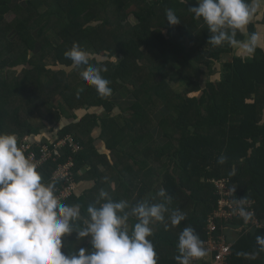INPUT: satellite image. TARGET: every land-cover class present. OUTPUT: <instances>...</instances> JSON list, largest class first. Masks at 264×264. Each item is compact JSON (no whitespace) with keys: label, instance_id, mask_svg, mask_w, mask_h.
Returning a JSON list of instances; mask_svg holds the SVG:
<instances>
[{"label":"trees","instance_id":"obj_1","mask_svg":"<svg viewBox=\"0 0 264 264\" xmlns=\"http://www.w3.org/2000/svg\"><path fill=\"white\" fill-rule=\"evenodd\" d=\"M21 2L0 0V72L7 67V79L0 77L3 104L7 98V109L0 104V132L14 133L19 143L26 135L38 134L43 123L32 124L29 118L47 104V121L59 123L62 113L50 103L55 95H61L72 110L104 108V115L87 112L59 129L54 140L71 134L81 149L72 154L64 148L55 161L38 167L43 181H53L58 164L74 156L75 182L94 179L95 183L63 202L79 205L84 216L109 177L117 176L120 181L111 198L130 203L141 198L159 202L154 195L160 178L161 187L172 198L170 207L183 211L186 220L167 230L164 223L154 224L150 239L158 264H177L179 233L190 226L201 239L206 238V217L218 198L212 179L227 177L236 186L234 198L253 200L262 223L232 241L230 264H264V240L258 241L264 237V49L227 58L232 45L207 44L210 33L206 26L196 36H188V30L194 31L199 23L188 11L198 6L194 0L185 4L181 0ZM130 7L134 9L128 11ZM168 9L179 18L178 24L167 22ZM10 13L14 17L8 20ZM129 13L136 23H129ZM189 16L192 24L185 23ZM263 21L262 17L260 23ZM256 23L253 20L236 39L245 40L256 32ZM177 30L183 31V38L175 36ZM49 31L57 42L49 38ZM186 35L194 55L183 42ZM73 42L90 52L92 63L101 61L107 67L102 75L111 82V96L100 97L79 73L67 72L65 68L72 66L64 53ZM112 55L120 59L117 64L105 59ZM173 62L177 63L174 69ZM212 62H221L219 77L200 85L198 75ZM169 80L185 84V96L171 91ZM77 84L82 86L77 88ZM121 99L131 101L122 108ZM116 107L120 109L117 116L113 114ZM97 128L109 156L99 154L93 144ZM33 149L38 150V145ZM165 156L169 161L164 165L161 158ZM221 156L223 163L218 159ZM83 164L89 168L77 175ZM54 181L58 192L65 182ZM65 241V253L89 246L87 240L77 242L75 234Z\"/></svg>","mask_w":264,"mask_h":264},{"label":"clouds","instance_id":"obj_2","mask_svg":"<svg viewBox=\"0 0 264 264\" xmlns=\"http://www.w3.org/2000/svg\"><path fill=\"white\" fill-rule=\"evenodd\" d=\"M196 4L188 11L206 25L210 33L207 44L218 47L228 43L249 55L257 48L264 49V33L259 31L246 40L236 39L237 33L244 34L254 19L264 15V0H196ZM165 17L170 25L180 22L171 9ZM64 56L100 97L111 96V82L102 75L108 69L101 61L92 63L90 52L78 42H73ZM105 59L112 64L120 60L116 55ZM27 153V146L21 145L14 133L0 132V264H158L150 239L152 226L164 223L167 230L186 220L183 211L170 207L172 198L164 188L156 193L159 202L141 198L135 203L115 201L100 189L82 216L79 205L64 203L57 195L54 180L43 181ZM218 159L223 163V156ZM234 211L245 221L251 219L242 200L236 202ZM72 234L79 243L87 240L89 246L62 251L65 238ZM261 240L264 237H258ZM176 249L177 264H192L207 254L204 241L190 226L179 233Z\"/></svg>","mask_w":264,"mask_h":264},{"label":"built area","instance_id":"obj_3","mask_svg":"<svg viewBox=\"0 0 264 264\" xmlns=\"http://www.w3.org/2000/svg\"><path fill=\"white\" fill-rule=\"evenodd\" d=\"M20 144L27 146V154L38 167L46 162L55 161L64 148H69L72 154H76L81 149L80 143L71 134H66L56 140L42 141V143L26 135L21 139ZM34 145H38V150L33 149ZM74 165V156L71 155L64 163L58 164L52 173V180L65 182L57 192L62 201L71 196L76 189ZM212 182L218 198L215 208L206 217L207 236L202 240L207 254L201 259L193 260L192 264H230L232 241L242 231L262 225L255 214L254 201L244 198L235 199L236 186L231 184L227 177L212 179ZM241 200L245 209L251 214L250 220L245 221L238 212L234 211L236 202ZM229 222L239 224V227L235 229L225 226Z\"/></svg>","mask_w":264,"mask_h":264},{"label":"crops","instance_id":"obj_4","mask_svg":"<svg viewBox=\"0 0 264 264\" xmlns=\"http://www.w3.org/2000/svg\"><path fill=\"white\" fill-rule=\"evenodd\" d=\"M261 18H262V16H260L259 19H254L255 22H259V23H256V31H259V32L263 29V27H262L263 23H260ZM48 35H49V38L53 42L58 41V38L54 34V32L49 31ZM65 69L67 70L68 73L73 72V71L79 73V71H80L79 69H74L72 67L65 68ZM80 86H82V85L77 84L76 87L78 88ZM82 89H83V87H82ZM129 102L126 100H123V99L118 100V103L122 108L126 107L128 105L127 103H129ZM50 103L53 104L54 106H56L58 109H60V112L62 113V117L60 118L59 123H55V124L49 123L45 117H44L45 120L41 119L43 122V127H41L40 132L38 134L31 135L32 139H34L37 142L45 141V140L46 141L53 140V138H55L57 136V132L59 131V129L61 127L69 125V124L74 123V122H77L87 112L96 113L97 115H104V108L103 107H90L89 109L80 108V109L72 110L71 108H69L67 106V104L65 103V101L63 100L61 95H55ZM45 106L49 107L50 104L49 105L47 104ZM113 114L115 116H117L119 114L118 107H116L113 110ZM40 116L41 115L37 114V115L33 116V118H31L29 121L32 124H38L37 121H41V120H39ZM99 134H100V128L95 129L93 132V136H94L93 144H94V146L97 149L99 154L109 156V150L107 149L105 143L103 142V140L98 138ZM122 163L124 164V162H122ZM88 168H89V166L83 164V166L78 170L77 175L83 174L84 171ZM99 169H100V171H103L105 169V167L101 164V165H99ZM110 175H111V171H110ZM94 183H95L94 179H86V180L80 179L78 181L76 180V189L74 192L81 193L84 189H88V188L92 187L94 185ZM119 183H120V181L117 178V176L109 177L107 179V181L104 183L102 189L108 191L109 194H111L112 192L115 191V189L117 188Z\"/></svg>","mask_w":264,"mask_h":264},{"label":"rangeland","instance_id":"obj_5","mask_svg":"<svg viewBox=\"0 0 264 264\" xmlns=\"http://www.w3.org/2000/svg\"><path fill=\"white\" fill-rule=\"evenodd\" d=\"M18 2H21V1H23V0H17ZM22 3V2H21ZM193 3H195L196 4V0H194V2ZM134 9V7H130L129 9H128V11H130V10H133ZM263 18H264V15H261ZM13 17H14V13H10V14H8V15H6V19H8V20H11V19H13ZM188 19H190V20H188V21H185V23H189V24H192V22H191V18H190V16L188 17ZM128 21H129V23H132V24H134V23H136V18L131 14V13H129V17H128ZM206 25H204L203 24V21L202 20H199V23H198V26H197V28H195L194 29V31H189L188 30V32H187V35L189 36V34H194L195 36L197 35V33L198 32H200V31H202L203 29H204V27H205ZM176 27V26H175ZM262 27H263V29L260 31L261 33H264V21H263V25H262ZM199 30V31H198ZM182 33H183V31H175V36H179L180 38H183V36H182ZM189 33V34H188ZM186 35V37L184 38V40H183V42H184V44H185V46L186 47H188V50H190V52L194 55V51H192L191 50V46H193V45H191V41H190V37H188ZM246 40V39H245ZM239 41H241V40H239ZM231 54H240V55H243V56H247V52L244 50V49H241V48H238V47H236V46H233L232 45V51H231V53H230V55H226L227 56V58H229L230 56H231ZM193 55H191V58H193ZM179 59L180 60H182V55L180 54L179 55ZM192 61V60H191ZM45 62L46 63H48V64H51L52 62L51 61H49L48 59H46L45 60ZM176 62H173V69H174V67L176 68ZM16 68H19L18 66L16 67H14L13 66V68L12 69H16ZM220 69H221V62H212V63H210L209 64V67H205V66H203V69H202V73H200L198 76H199V78H198V82H199V84L201 85H204V81L205 80H207V79H216V78H218L219 77V71H220ZM10 74V76H12L13 75V73H9ZM0 77L2 78V79H7V67H5V70L4 69H2V71L0 72ZM168 83H170V90L171 91H173V92H175V93H177V92H179V93H181L182 95H184L185 96V91L187 90L186 88H187V86L185 85V84H183L182 82H178V83H173V82H171L170 80L168 81ZM172 86V87H171ZM2 87V86H1ZM3 88V87H2ZM0 96H1V93H0ZM20 97V96H19ZM4 101V100H3ZM129 102V101H128ZM0 104H3V102H2V99H0ZM128 104V103H127ZM4 106H6V109H7V98H6V101L4 102V104H3ZM48 110H49V108L47 107V106H41L40 107V109L39 110H36L35 112H34V114L33 115H31L30 116V118H29V120L31 119V118H33V116H35V115H41L40 116V119L39 120H45V118L47 119V117L49 118L50 116H49V114H48ZM119 112H120V109H119ZM158 115V114H157ZM4 116V118H7V113L5 114V115H3ZM45 117V118H44ZM42 120L41 121H37L38 123H43L42 122ZM6 124H7V121H6ZM55 124V123H54ZM53 124V125H54ZM45 126V125H44ZM161 161L162 162H164V165L165 164H167L168 163V161H169V159H168V157H164V158H161ZM167 162V163H166ZM169 166H171V167H173V164L172 163H170L169 164ZM165 166H163V168H164ZM157 180H159V182L158 183H156V185H155V195H154V197H156V199H158L159 197H157L156 196V193L158 192V190L160 189V188H162L161 187V181H160V178H157ZM152 227H154V225L152 226ZM234 234V233H233Z\"/></svg>","mask_w":264,"mask_h":264},{"label":"water","instance_id":"obj_6","mask_svg":"<svg viewBox=\"0 0 264 264\" xmlns=\"http://www.w3.org/2000/svg\"><path fill=\"white\" fill-rule=\"evenodd\" d=\"M225 226H228L230 228H235L236 229V228L239 227V224L229 222V223L225 224Z\"/></svg>","mask_w":264,"mask_h":264}]
</instances>
